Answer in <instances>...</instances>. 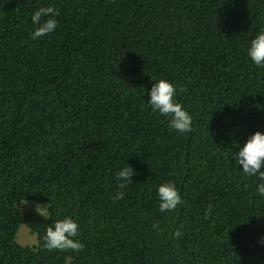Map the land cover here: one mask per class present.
Listing matches in <instances>:
<instances>
[{
  "label": "trees",
  "instance_id": "1",
  "mask_svg": "<svg viewBox=\"0 0 264 264\" xmlns=\"http://www.w3.org/2000/svg\"><path fill=\"white\" fill-rule=\"evenodd\" d=\"M47 6L57 29L33 39ZM261 30L264 0H0V264H264V181L232 159L264 131V68L246 55ZM160 78L190 132L151 110ZM126 163L136 174L114 200ZM168 180L182 203L161 213ZM65 216L79 251L45 246ZM23 223L36 245L17 241Z\"/></svg>",
  "mask_w": 264,
  "mask_h": 264
},
{
  "label": "clouds",
  "instance_id": "2",
  "mask_svg": "<svg viewBox=\"0 0 264 264\" xmlns=\"http://www.w3.org/2000/svg\"><path fill=\"white\" fill-rule=\"evenodd\" d=\"M59 15L54 6L40 7L31 15V24L34 29L31 33L33 39H39L53 33L58 26L56 17ZM247 57L258 68H264V30L259 31L250 41L246 49ZM149 99L148 104L151 110L167 118V126L170 130L178 133H188L191 131L192 115L180 102L177 96L176 84L167 79L160 78L154 81L152 87L147 89ZM233 161L242 170L245 176L257 177L264 181V131H255L243 144H237V150L233 153ZM136 174V170L128 163L120 168L116 173V179L120 182L113 199L121 200L124 198L131 178ZM256 193L264 197V182L256 184ZM159 200V211L161 213L170 212L182 203V198L174 180H168L156 189ZM211 213V206L206 210L205 215ZM41 214L47 216L46 210L41 209ZM78 221L71 216L54 221L46 230L45 246L49 250L72 249L79 251L83 244L75 239L78 235Z\"/></svg>",
  "mask_w": 264,
  "mask_h": 264
},
{
  "label": "rangeland",
  "instance_id": "3",
  "mask_svg": "<svg viewBox=\"0 0 264 264\" xmlns=\"http://www.w3.org/2000/svg\"><path fill=\"white\" fill-rule=\"evenodd\" d=\"M19 208L23 214L28 212H35L45 217L41 214V209H45L48 216V205L45 203L35 202V201H21L18 203ZM17 241L22 245L33 246L38 243L37 235L32 233L30 228L26 224H22L17 234Z\"/></svg>",
  "mask_w": 264,
  "mask_h": 264
}]
</instances>
